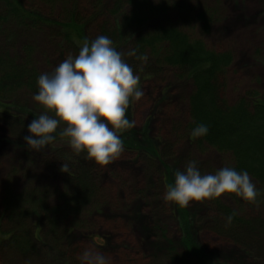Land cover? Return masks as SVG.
I'll return each mask as SVG.
<instances>
[{
	"label": "rangeland",
	"instance_id": "obj_1",
	"mask_svg": "<svg viewBox=\"0 0 264 264\" xmlns=\"http://www.w3.org/2000/svg\"><path fill=\"white\" fill-rule=\"evenodd\" d=\"M16 1L47 24L38 29L20 26L8 18L0 0V59L15 58L17 65L31 66L38 75L51 72L68 53L77 54L79 46L67 48L63 36L53 32L51 27L71 15L84 26V38L94 39L103 35L105 29L113 32L116 35L114 47L125 53L123 59L130 65L134 57L126 53L136 47L140 36H146L163 22L161 16L149 15L141 28H126L123 18L133 6L125 5L114 12L115 0H53L50 4L42 0ZM145 1L147 5L163 2ZM165 1L183 3L197 13L207 12L206 30L203 22L194 21L190 14L171 10L169 18L191 39L201 40L208 50L231 53L232 64L222 80L220 92L227 105L247 98L248 93H264V0ZM165 50L163 44L154 52L142 51L146 59L138 60L133 68L134 74L140 76L144 95L130 103L126 114L136 123L123 131L132 132L140 141L145 135L165 156L161 161L147 162L123 150L107 165L71 158V162L85 163L92 168L96 192L92 202L75 213V226L68 225L69 231L61 245L48 250L46 264H80L77 254L85 247L110 255L111 264H200V260L187 253L190 249L201 254L206 264H264L263 229L250 231L234 227L232 234L244 240L250 252L241 241L227 239L214 230L221 220L211 200L190 202L184 207L189 216L185 230L176 216V206L162 199L164 174L170 170L173 181V172L183 170L189 160H196L202 173L233 166L230 154L200 145L191 137L187 126L192 84L186 77H179L174 69L158 64ZM2 71L1 66L0 74ZM34 94V90L21 87L4 91L0 97L3 104L11 107V115L22 118L28 125L43 111L33 101ZM11 124L14 130L29 134L18 119H13ZM60 130L58 128L57 132ZM56 137V141L42 149L33 150L26 146L24 138L14 137L0 121V227L6 202L18 213L36 207L54 211L63 206V178L59 169L64 159L54 153V148L65 149L70 145L66 138ZM252 182L259 190L255 203H247L234 194L216 199L236 218L258 219L264 223V188L253 179ZM9 239L0 233V249ZM10 251V246L5 245L3 257L0 250V264H5L6 259L7 264H23L18 257H11Z\"/></svg>",
	"mask_w": 264,
	"mask_h": 264
},
{
	"label": "trees",
	"instance_id": "obj_2",
	"mask_svg": "<svg viewBox=\"0 0 264 264\" xmlns=\"http://www.w3.org/2000/svg\"><path fill=\"white\" fill-rule=\"evenodd\" d=\"M42 1L48 4L53 2V0ZM2 2L7 10L8 18L20 26L38 29L39 26L47 24L46 20L25 11L16 0H2ZM115 3L114 12H118L119 8L125 5L133 6L132 11L123 18L126 28H141L149 15L163 18V22L158 27L146 36L139 37L134 49L137 50L138 55H141L146 49L154 52L157 46L163 44L166 46L165 54L158 64L174 69L179 77H186L192 84V92L188 99L190 122L187 128L189 132L198 123L206 124L209 131L205 136L196 138L198 143L207 145L219 153L230 154L233 159L232 167L237 171L247 170L259 187L264 188V93L262 95L248 93L247 98H242L233 105H227L221 99L220 92L223 87L222 80L232 64L231 53L208 50L201 40L191 39L173 25L169 18L171 10L182 15L190 14L194 21L203 22L206 30L208 28L207 12L197 13L183 3H167L165 0L158 5H147L145 0H115ZM182 15L181 20L184 18ZM51 25L53 32L63 36V42L67 48L75 49L84 40L82 35L84 26L80 25L73 15ZM103 33L112 39L115 46L116 35L107 29ZM14 60L15 58L10 59L7 56L0 59V67L3 68L0 74V93L21 87L36 92L37 72L31 66L17 65ZM137 61L138 59L134 57L132 68L136 67ZM10 111L11 107L3 104V98L0 97V121L9 128L14 137L24 138L25 134L14 130L11 123L13 119H18L26 127L27 123L22 118L11 115ZM121 136L124 141V150L137 154L147 162L161 161V158L165 156L147 140L145 135L142 138L143 142L130 131L121 133ZM57 139L58 137L53 141ZM54 149V153L61 155V160L64 159L62 165H67L66 169H59L63 178V206L54 211H45L36 207L28 212L20 213L12 208L11 203L6 202L3 206L0 233L10 237L8 242H5V245L10 246V256L18 257L23 264H46L48 250L61 245L69 231L68 225L75 226V213L81 207L90 204L96 192L91 176L92 168L85 163L76 164L70 161L71 158L84 160L85 154L76 153L70 146L65 149L59 147ZM162 179L165 188L168 183L173 182L170 170ZM210 202L215 205L221 220V223L217 222L218 229L214 230L223 237L239 240L249 250L244 240L232 234L234 227L250 231L261 228L264 233V223L261 220L238 219L216 198L211 199ZM229 215L232 216V220L226 223ZM176 216L180 223L185 225L183 227L186 230V221L189 220V216L185 208L176 206ZM5 245L3 244L0 249L3 257ZM188 247H190L189 242ZM187 253L200 260V264H206V261H202L201 254L194 253L191 249ZM6 262L7 259L5 264Z\"/></svg>",
	"mask_w": 264,
	"mask_h": 264
},
{
	"label": "clouds",
	"instance_id": "obj_3",
	"mask_svg": "<svg viewBox=\"0 0 264 264\" xmlns=\"http://www.w3.org/2000/svg\"><path fill=\"white\" fill-rule=\"evenodd\" d=\"M124 55L107 35L91 40L84 38L77 54L68 53L51 72L40 73L32 99L43 111L27 125L26 146L40 150L59 135L66 138L76 153H84L86 159L96 165H107L118 157L124 150L120 133L136 123L128 118V107L144 95L140 76L134 74ZM126 55L146 59L138 55L136 49ZM208 131L206 124L198 123L190 135L199 138ZM62 168L66 169L67 165ZM173 178V182L166 185L162 199L178 207L224 194H234L247 203H255L259 195L248 171H237L231 166L202 173L198 162L189 160L183 170L173 172ZM231 220L229 215L226 223ZM77 259L80 264H111L112 260L110 255L91 247H85L77 254Z\"/></svg>",
	"mask_w": 264,
	"mask_h": 264
}]
</instances>
